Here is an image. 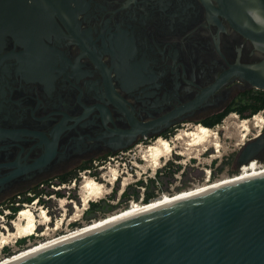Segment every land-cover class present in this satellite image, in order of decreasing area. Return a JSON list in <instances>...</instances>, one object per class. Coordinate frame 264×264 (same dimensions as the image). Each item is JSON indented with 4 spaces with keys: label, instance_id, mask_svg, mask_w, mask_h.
Instances as JSON below:
<instances>
[{
    "label": "flooded vegetation",
    "instance_id": "af4514ba",
    "mask_svg": "<svg viewBox=\"0 0 264 264\" xmlns=\"http://www.w3.org/2000/svg\"><path fill=\"white\" fill-rule=\"evenodd\" d=\"M220 1L0 0V210L156 132L246 122L264 161V41Z\"/></svg>",
    "mask_w": 264,
    "mask_h": 264
},
{
    "label": "water",
    "instance_id": "95a60500",
    "mask_svg": "<svg viewBox=\"0 0 264 264\" xmlns=\"http://www.w3.org/2000/svg\"><path fill=\"white\" fill-rule=\"evenodd\" d=\"M220 2L235 28L264 41V0ZM244 78L264 90V61ZM261 143L259 138L245 146L236 168L257 161L253 152ZM6 264H264V173L141 211Z\"/></svg>",
    "mask_w": 264,
    "mask_h": 264
},
{
    "label": "rangeland",
    "instance_id": "374dc122",
    "mask_svg": "<svg viewBox=\"0 0 264 264\" xmlns=\"http://www.w3.org/2000/svg\"><path fill=\"white\" fill-rule=\"evenodd\" d=\"M222 124L223 127H205L210 129L211 137L207 142L193 147L186 146V137H183V141L175 138L194 129L174 131L166 139L171 141L172 151L160 159L156 169L142 159L148 146L156 141L152 139L134 146L118 158H110L103 164L94 163V168L82 171L64 184L55 183L53 188L49 187L38 196L30 195L31 201L22 198L18 210L27 207L34 215L36 226L33 235L19 236L21 230L15 225L19 211L2 207L0 241L4 236L7 243L0 244V264L58 241L72 232H79L86 225L93 226L125 213L133 203L147 205L162 196L181 195L196 187L239 175L241 167L236 168L233 154L249 137V132H243L240 122L236 125L226 120ZM215 143L218 148L214 146ZM257 163L264 166V161ZM113 172L117 180L109 183ZM86 181L101 184L104 192L98 197H90L91 200L83 204L82 185ZM146 194L153 195L148 203L143 201ZM43 213L47 214L46 222ZM15 233L18 236H14Z\"/></svg>",
    "mask_w": 264,
    "mask_h": 264
},
{
    "label": "bare ground",
    "instance_id": "6f19581e",
    "mask_svg": "<svg viewBox=\"0 0 264 264\" xmlns=\"http://www.w3.org/2000/svg\"><path fill=\"white\" fill-rule=\"evenodd\" d=\"M246 122L242 123V125L240 126L243 130V132H247L248 131V127L245 124ZM183 137L187 138V143L186 146L189 147H193V146H199L202 143H205L208 141V139L211 137V132L210 129L199 126L196 129H194L193 131H186L181 135L177 136L175 139L176 140H182ZM185 138V139H186ZM183 141V140H182ZM171 141H168L166 139L163 138H158L156 139V141L152 144L149 145L148 148L146 149L145 153L142 155V159L146 162H150L151 166L156 169L159 166V161L162 158L167 157L171 151H172V147H171ZM214 146H216V148H218V144L215 143ZM256 162L257 161H251L250 163L243 165L240 168V174L237 176H234L231 179H227V180H223V181H219L217 183H212V184H205L199 187L194 188L193 190L191 189L190 191L186 192V193H182L181 195H175L173 197L170 196H162L159 199L151 202L150 204L147 205H141V204H136L133 203L132 206L130 207V209L128 211H126L125 213H122L118 216L112 217L108 220H104L98 224H95L93 226L87 227L85 229H82L79 232L73 233L71 235H67L66 237L60 238L58 241H55L53 243H49L46 244L45 246H41L38 249L32 250V251H28L20 256H17L7 262H4L2 264H6L9 263L11 261H15L23 256L29 255L33 252L39 251L41 249H44L46 247H49L51 245L60 243L64 240H67L69 238L81 235L83 233H86L92 229H95L97 227H101L113 222H116L118 220L130 217L136 213H139L141 211L150 209V208H154V207H158L161 205H165L168 203H171L173 201H177V200H181L193 195H196L197 193L203 192V191H207L209 189H213L215 187H219V186H223V185H227L233 182H237V181H241L259 174L264 173V166H256ZM117 180V175L115 172H113L112 177L109 179V183H112L113 181ZM82 189L84 192V200H83V204H86L87 202H89V200H91L90 197H98L99 194H103V186L101 184H96L92 181H86L83 185H82ZM43 218H44V222L47 221V214L43 213ZM18 228V230H21V235H33V232L35 231V226H36V221H35V217L34 215L31 213V211L25 207L23 209H21L19 211L18 214V218H17V223L15 224ZM32 233V234H31ZM14 236H18V233H15ZM3 243H7V238H5L3 236L2 240L0 241V244Z\"/></svg>",
    "mask_w": 264,
    "mask_h": 264
},
{
    "label": "trees",
    "instance_id": "16d2710c",
    "mask_svg": "<svg viewBox=\"0 0 264 264\" xmlns=\"http://www.w3.org/2000/svg\"><path fill=\"white\" fill-rule=\"evenodd\" d=\"M164 139H167L166 137H163ZM74 177L73 176H71V177H62V178H60V180H59V182L60 183H65V182H67V181H70V180H72ZM40 193H35L33 196H38ZM151 198H153V195L152 194H146L145 195V197L143 198V201L145 202V203H148V201L151 199ZM26 200H28V201H31V198H28V199H26ZM92 206H94L93 204H92ZM19 211L18 210V208H15L14 209V211ZM21 210V209H20ZM91 226V224H89V225H86V228L87 227H90ZM74 232H72V233H70V235L71 234H73ZM67 235H65V236H63V237H66ZM62 237V238H63Z\"/></svg>",
    "mask_w": 264,
    "mask_h": 264
},
{
    "label": "built area",
    "instance_id": "2783aa9c",
    "mask_svg": "<svg viewBox=\"0 0 264 264\" xmlns=\"http://www.w3.org/2000/svg\"><path fill=\"white\" fill-rule=\"evenodd\" d=\"M209 176V175H208Z\"/></svg>",
    "mask_w": 264,
    "mask_h": 264
}]
</instances>
